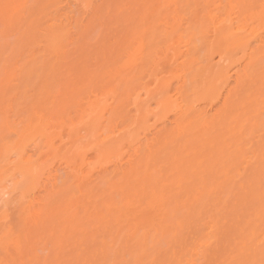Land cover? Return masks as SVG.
Masks as SVG:
<instances>
[{
	"label": "bare ground",
	"instance_id": "bare-ground-1",
	"mask_svg": "<svg viewBox=\"0 0 264 264\" xmlns=\"http://www.w3.org/2000/svg\"><path fill=\"white\" fill-rule=\"evenodd\" d=\"M60 1L66 2L69 6L71 4L83 6L85 9V20L90 16L92 18V14L98 15L99 4L101 5L102 3L103 5L104 2V0H38L39 12L38 16H36L37 19L34 21L31 20L35 14L33 7L27 10L29 13L26 19L30 21V23L28 22L29 28L25 33H22L21 38L18 40L22 45L18 43L12 52L15 53L18 48L27 45H34L33 49L35 51V48L39 49L42 47L41 44L44 43L43 48L46 53L43 55L46 58L48 57L47 60L50 56L56 59L52 60L50 64L45 59V62L42 63V60L41 67L47 68L46 66H48L49 71L46 69L39 73L36 71L38 60L36 54L30 52V61L22 69L25 72L22 80L23 91L26 93L24 94L23 102L20 100L15 103V106L18 107L27 104L26 108L29 116L27 119L19 120V123L10 121L8 112L5 109H2L3 116H0V190L3 196H9L4 204L6 206L14 195H19L20 198L17 204L24 207L23 213L26 215L24 217V221H26L24 226H30L29 224L32 223L37 229V233L33 231L36 234L32 236L33 232L31 233L33 240L30 239V236L26 235L24 237L25 232L22 234L27 241L29 239L26 244L22 240L23 237H20L21 234L12 233L11 229L6 230L0 238V243L3 245L6 254V248L10 247L19 250V258H33L31 257L33 248L35 246L40 247L45 240L49 241V238L54 239V242H56L55 244L52 241L55 244L54 247H62L63 240L66 237L68 239L69 234L74 237L76 235L73 233L78 232L82 228L77 225L74 226L72 234L69 231V229L71 230L70 226L80 220L78 218L80 214L77 216V207H84L85 215L87 212L90 213L92 208L93 212L98 211L97 208H100L96 204L91 208L89 204L93 205V203H88V200L87 205L86 203L81 205V203L76 201V197L74 199L73 195V198L71 197V199L69 198L70 201L68 200V202H71L73 199V205L63 206V195L59 196L61 190L51 181L49 183L51 184V191H55L51 201H48L47 198L42 200L34 199L32 194L36 189L47 188L46 185L41 186L43 173H48V180L52 178L51 170H47L49 168L48 163L51 160L57 157L65 159L67 169H72V176L79 180L81 172L76 169L90 164L86 152L89 149L94 150L98 153L97 159L99 161L111 160L114 157L118 159L116 173L121 174L122 179L120 180H123L126 184H123V187L128 186L130 181L127 177L130 174L131 176L133 175L132 177H137L138 174L144 173L141 181H143V178L146 182L149 180L153 181L156 185L154 187L157 188L159 180L162 178H156L158 170L156 171L155 168L151 169V167L153 168V163L155 166L166 165L165 160L167 159L163 160V158L168 155L166 156L165 153L170 152L172 149L176 150L178 147L177 154L173 153V150L168 153H173L170 157L178 173L176 180H173L169 185H162L161 183V188L152 189L149 194L147 193L150 199H148L149 201L147 200L146 206L142 211L147 213L149 210V212H154L153 215H155L151 216L152 219L149 218L150 220H147L150 221L146 223L148 224L147 229L139 231L140 225L144 224L143 219H140L141 217L136 214L135 216H130L122 213L123 217H125L122 222H128L132 231V234L130 233L131 231L129 234L131 238L134 236L132 238L133 242L131 241L133 244L130 245V241L128 242L129 234H127L128 240L126 242L123 241L124 244L120 245L121 247L119 248H115L114 244H111L114 241L108 243L103 240L100 249L95 248L96 252L94 254H92L93 252L90 253L93 256H86L83 260H97L100 257L102 261H119V258L131 250V261L133 264H160L161 261H184L185 264H188L189 261L200 260L215 262V264H233V262L247 260L259 261L261 259V251L264 249V118H261L264 115V19H262L261 14V5L264 0H164L163 9L160 10L153 3L156 2L158 4V0H142L138 4V6H141V17H139L141 21L139 20L138 22H141V24L134 27L136 31H139L137 38L133 37L134 40H132L131 36V40H129L131 42L127 43L128 45L125 48L121 47L119 51H116L113 47V50H103L100 55L101 64L95 70H92L85 62H83V66L78 63L80 60H84L82 59L83 55L79 57V60L75 58V60H78V62L76 61L77 63L74 59L68 61L69 56H67L65 44H68L69 32L63 26V22L55 23V19H51L43 30L41 28V30H37L38 27L35 29L34 22L44 16L49 9L58 10ZM5 3L20 5L21 0H15L12 3L0 0V20L4 23L2 5ZM187 10H189L188 13H186ZM14 18L9 24L14 21ZM185 20L187 22L184 26L183 22ZM87 26L84 25V22L82 23L83 29H86ZM135 29L132 28L131 32ZM38 31L43 35L40 40H37L40 35L39 33L37 36ZM122 31L125 32L126 30ZM126 33H129V35L126 34L125 37H129L130 31ZM133 35L135 36L136 33H133ZM197 41L201 42V46L197 44ZM122 43H125V41ZM81 48L83 49L82 46ZM81 48L77 51L80 52ZM82 54L84 53L82 52ZM62 55H66L67 58ZM61 57L66 58L64 62L70 63V65L67 64L68 67L63 64L65 69L69 70L71 66V70L75 72L74 78V75L70 73L71 70H66L69 75H72V80L68 78L69 75L67 76V73H61L66 75L67 79L65 77V79H62L61 77L63 76L59 74L60 71L64 70L62 67V70H60L62 63L58 60H63ZM180 60L182 61L180 62ZM161 61L166 62L165 64L168 67L166 73L171 74L169 77H176V87H172L171 81L165 74L159 77L161 75L160 70L163 69ZM31 63H34V65L28 67ZM59 63L60 66L57 67ZM8 66L6 62H3L2 67L5 71ZM58 69L59 72L57 74L61 77L60 79L57 78L59 79L57 82L56 78H54V82L51 79V74L55 75L54 72L56 73ZM178 71H181L182 74H177ZM57 74L56 77H58ZM35 77L39 81L41 80L42 85L37 88L39 89L38 94L33 95L29 91V86L32 83L31 80L33 81ZM48 79L52 81H48ZM52 82L54 83L51 84ZM8 83L4 89L2 87L3 90L1 91L2 94L0 92V96L6 97L7 93L5 91L8 90ZM153 85L155 86L153 87ZM50 87H56V90L54 89L53 92ZM85 95H87V98H84ZM51 96L53 97L51 99L52 102H50L52 104L51 108H46L47 111L40 109L43 100L48 99L50 101L49 98ZM30 97L32 98L27 102ZM109 98H113L115 102L110 120L105 119L102 115ZM153 104H157L155 110L152 109ZM202 105L210 106L209 110H207L208 108H203ZM128 106H132L133 109L128 110ZM72 107L76 109L77 120H74L68 114L69 109ZM120 115L121 119H119ZM153 117L162 121L161 123L166 127L170 117H174L170 123L175 126L176 137L180 140H177L174 137L175 135L173 136L175 138L173 140L177 143L176 148L173 147L175 144L170 142L171 139L167 140L169 145L166 148H173L168 151L169 149L167 150L163 147L162 151L166 149L168 152L165 150L162 154L160 149L158 151L160 153L159 156H164L163 158L161 157L162 159L159 158L161 160L157 158L159 162L155 161L158 156L154 157V152L149 149L156 140L150 134L152 132L151 129L147 133L150 127L149 122ZM19 118L17 117V119ZM105 122H108L107 125H104ZM120 123L123 124L122 128H119ZM21 126L22 129H20ZM199 127L206 131L210 130L209 132L211 133L207 140L204 139L205 132L203 130L198 129L197 133H193ZM247 127H250L249 129L251 130L248 137L252 138V135H255L256 132L260 133L257 142L253 143L249 140V143H246L243 140V137L246 136L245 130ZM220 128L223 131H218ZM65 129L69 130V142L72 145L63 154L58 155L59 150L56 142L61 139L62 131ZM83 130H85L86 135H82L81 132ZM107 130H111L112 136L105 137ZM141 131L145 133L146 148L150 150L147 154L148 158L144 162L137 161L138 152L134 151L135 147L141 143ZM198 131L204 133L198 135ZM36 136L44 140L46 151L43 152V155L45 159L41 158L42 156L34 159L27 154L26 146ZM175 142L173 141V143ZM165 145L167 144L165 143ZM124 147L133 153L131 158L122 163L120 152ZM182 151H192L188 156L194 157L192 159H188V156L186 157L187 159L183 158L181 157ZM250 151L252 155L247 160L246 156L249 157L247 154ZM170 157L168 161H170ZM79 160L81 161L80 164H78ZM160 161L162 164H158ZM169 163L167 162V164ZM160 166L157 168L161 169L162 167ZM201 169H203L202 174L204 177L199 176ZM151 170L155 172L153 171V174H150L152 173ZM161 170L162 175L164 171ZM137 172L139 173L137 174ZM167 172L169 173L168 170ZM204 172L208 175L210 174L211 177H215L212 175H216V177L218 175L219 179L215 180L213 178L215 181L211 179L212 183L209 182L210 184L208 185ZM232 173H237V177L231 178ZM190 174L195 175L197 178L200 177V182L194 186L192 185V187L189 185L190 182H186ZM138 177L140 178V176ZM243 178L247 181H244ZM130 180H132L131 177ZM138 181L140 182V180ZM142 183L137 184L136 181V188L138 185L142 187L140 190L133 188L131 192L135 194L134 198L127 193L131 190V184L134 185L135 183H130L128 186L129 191H126L125 188V192L124 188H120L122 183H120L119 187H117L119 184H114L118 190H123L122 193L127 192L126 194L129 196L123 194L124 197L131 198L130 200L125 199L128 201L126 206L130 211L131 209L132 211L136 209L135 205H138L139 201L136 199H139L141 194L143 195L145 192L144 195L147 196L148 188L146 189V185L143 186ZM187 184L190 186V190L186 191L187 196L183 202H174L168 198L166 199V190L168 188L171 187L172 190V187H176L175 190L178 189L180 191L183 188H187L185 187L188 186ZM80 186L78 185L79 188ZM228 186L232 187L229 188ZM117 188L115 190L118 192ZM226 190L229 191L225 192ZM222 192L223 194L227 193V195L222 202V208L218 209L216 207L220 204L214 203L216 200L213 203L211 202L213 198H219L217 195ZM122 193L119 194L122 196ZM232 199L235 200L234 202L232 201L233 203H231ZM111 200H114V198ZM75 201L79 204L78 206L77 203L75 205ZM168 201L171 203L169 204ZM189 202H191V205ZM228 202L233 204L231 210L228 207ZM104 204L105 207L102 209H106L107 214L108 211L111 214L112 205L109 204H113V202ZM187 205L189 207L193 206V208L190 207V210H186L188 208ZM117 206L116 208L118 209L120 206ZM126 206L124 205L127 209ZM212 206L216 208L217 213H215L214 209L213 212L220 219H217L210 211V217L213 218L211 219L212 222L208 223L207 233L202 235L205 231L203 233L201 231L202 234H200L199 229H195V231L191 229L186 235L184 232L188 228L186 220L192 216L191 220L193 221L194 219L193 223L200 222L206 211L210 210ZM94 207H96L95 210ZM124 207L121 206V208ZM226 207L229 210L228 212L225 211L227 214H224L226 215H223L222 211ZM102 209L99 211H102ZM181 209L185 210L184 214H187V219H184L185 216H181L183 217L182 219L172 221V218L176 217L177 211H182ZM170 212H176L173 216L170 214L172 216L171 220L168 219ZM220 212H222V217L219 215ZM107 214L105 215L108 216ZM102 215H104V212L100 214V218ZM1 216L7 219L6 212L1 213ZM87 216L89 215L87 214ZM116 216V219L113 218L115 223L121 224V214L118 217ZM207 217L209 216L207 215ZM43 218H45V221ZM105 218L104 216L103 219ZM47 220H50L51 223L49 224ZM191 220L189 221V227H191ZM27 228L24 229L28 234L30 228ZM143 228L146 227L144 226ZM68 231L69 234L67 236ZM30 232L28 235H30ZM78 236L80 237V235ZM97 239L96 236L92 239L93 245L97 243ZM190 240H193L194 243H189ZM29 243H34V246L29 248ZM86 251V248L80 251L79 259L82 258ZM49 252L51 253V250ZM164 252L167 254V259L160 260L159 257ZM33 255L34 253H32ZM7 257L11 259V257ZM5 259L0 257V261ZM145 260L147 263H144ZM120 261L122 260L120 259Z\"/></svg>",
	"mask_w": 264,
	"mask_h": 264
},
{
	"label": "rangeland",
	"instance_id": "rangeland-1",
	"mask_svg": "<svg viewBox=\"0 0 264 264\" xmlns=\"http://www.w3.org/2000/svg\"><path fill=\"white\" fill-rule=\"evenodd\" d=\"M6 1H9V3H12L15 0H6ZM140 1H142V0H106V1L104 0L103 5H102V3H101V5L99 4V9L100 10H98L99 12L97 11L99 14L98 13H97L98 15L92 14L93 15L92 18H90L91 17L90 16V17H88L87 20H85V15H84L85 9L83 8V6H78V5H74V4H71L69 6V5L66 4V2L60 1L58 3V7H59L58 10H56V9H49L48 11H46V13L44 14V16H41L40 15L41 17L38 19L39 21L37 20V21L34 22V24H35L34 27H35V29L38 27L37 30H39L40 28L43 30L48 25V23L51 21V19H55V23H62L63 22V26H65L66 27L65 29H67V31L69 32V37H68L69 39L67 38L68 39L67 40L68 44H65L66 45L65 47H67V49L64 47L66 49V53H68L67 56H69L68 61L74 59L75 62L76 61L78 62L79 57L83 55L82 59H84V60H80L78 63L83 66L84 65L83 62H85L92 70L93 69L95 70L101 64V57H100V55H101V52L103 50H109V49L113 50V49H116V51H119L121 47H124L125 48L129 44V42H131L129 40H131V39L134 40L133 37L137 38L139 31H136V29L134 27H136L137 25L141 24V22H138L139 20L141 21V18H139V17H141L140 16L141 15V11H140V7L141 6H138V4L141 3ZM164 2H165L164 0H160V1L158 0L157 1L158 4H156V2H153V3L156 5V8L157 9L159 8V10H160V9H163L162 7H163V3ZM20 5H22L23 7L20 8L19 10H17L16 16L14 18V21L11 24H8V26L6 27L5 23L2 20H0V82L2 81V83L0 84V92L4 89L5 85L7 86V83L10 80V82L8 83L9 84V87H8V90L9 91L7 89L6 90L8 92L5 91L7 93L6 97H4V96L2 97V95L0 96V98H1V100H0V104H1L0 105V116L1 117L3 116L2 109L3 110L5 109L8 112L10 121H17V123H19L18 121L21 120V119H27V117L29 116V114H27V108H26V105L27 104L26 105L24 104V105H21L20 107H18V106H15V103L19 102L20 100L23 102V99H24L23 97H24V94L26 93V92L24 93V91H23L24 90V85L22 84V80L24 79L23 78V75H24L25 72H23L22 69L26 66V63L30 61V58H29V55H31L30 52L31 53L34 52L36 54V57L38 59L37 60V66H36L37 69H36V71L39 72V73L43 72L46 69H48L47 71H49V67L48 66H46L47 68L41 67V64L42 63H44L45 61L48 63V61H49V64H50L52 60L54 61L56 59L55 57L53 58V56H50L49 59L47 60L48 57L46 58L43 55V54L46 53L44 51V48H43L44 43L41 44L42 47H40L39 49L35 48V51L33 49L34 48V45L33 46H28L27 45V46L18 48L17 51L15 50L16 51L15 53L12 52V50L16 47V45H18V43H19L18 40L21 38L22 33H25L27 31V29L29 28L28 25H29L30 21H28L26 19L27 16H28V13H29L27 10L29 8H32V7L34 9V13L35 14L31 18L32 21H34V20L37 19L36 16H38L37 14L39 12L38 11V9H39V7H38L39 6L38 5V0H21V4ZM157 6H159V7H157ZM154 10H155V8H154ZM188 11L189 10H187L186 13H188ZM40 21H41V23H40ZM83 22H84V25L85 26L88 25L86 27V29H83L82 28V23ZM137 22H138V24H137ZM186 22H187L186 20L183 22L184 26L186 25ZM37 23H38V25H36ZM132 28L135 29L134 31H136V32H134V31L131 32ZM121 29L122 30H126V31L124 32ZM127 29H130V30H127ZM129 31H130V36L129 37H127V36L125 37L126 34L129 35V33H126V32H129ZM39 33L40 32L38 31L37 36L39 35ZM133 33L134 34L136 33V35L134 36ZM42 36L43 35L40 33V35L38 36L39 39H37V40H40L41 39L40 37H42ZM130 37H131V39H130ZM123 38H125V39H123ZM121 39L123 41H125V43H122L123 41ZM19 44L22 45L21 42ZM197 44L199 46H201V42L200 41H197ZM81 46L83 47V49L81 48ZM79 47L81 48V51L80 52L77 51V50L80 49ZM112 47H113V49H112ZM19 49H21V50L19 51ZM36 49H37L38 53H37ZM65 49H64V51H65ZM82 50H84V51H82ZM3 51H4V53H3ZM75 52H77V53H75ZM82 52L84 54H82ZM202 53H203V50H202ZM37 55L40 56V57H38ZM62 56L66 57V55H62ZM64 57H61V58H63V60L61 58H60L61 60H58V61H61V63H62L61 66H60V63L57 66V67L60 66V70H62V68H64V70H62V72L60 71V73H59L63 77H61V76H59L57 74V72H59V69H58L56 71V73L54 72L55 75L51 74L52 77L50 75L51 79L54 82H55V79L54 78H56V82H57V80H59L60 77L62 79H65V78L67 79V76L69 75V72L68 71L71 70V66H70L69 70L67 68L65 69V67H68L67 64L70 65V63L64 62L65 59L67 58V57L66 58H64ZM50 58H51V60H50ZM75 58H78V60L77 59L75 60ZM44 59H45V61H44ZM41 61H42V63H41ZM181 61L182 60H180V62ZM3 62H6V64L9 65L8 68L6 69V71L2 67ZM71 63H72V61H71ZM160 63L162 64V66H163L162 68L163 69L160 70V74L161 75L159 77H162L163 74H165L168 77V79L171 81L172 87L173 88L176 87V85H177V81H176L177 79H176V77L170 78L169 76L171 74L170 73H168V74L166 73L167 70H168V67L165 64L166 62L161 61ZM63 64H64L65 67L63 66ZM72 64H74V63H72ZM32 65H34V63H31L28 67H31ZM66 70H68V71H66ZM50 73H53V72H50ZM61 73H65V74L67 73L66 74L67 76L64 75V74H61ZM70 73L73 74L74 75L73 77L75 78V74H74L75 72H73V70H71ZM56 74L58 75V77H56ZM71 74L68 76V78L72 80L73 77H72ZM177 74H182V72L181 71H178ZM57 78H59V79H57ZM51 79L50 80L48 79V81H52ZM31 82L32 83H30L29 91H31V94H33V95L35 94L36 95V94H38L37 92L39 91V89H37V88H39L42 85V82H41V80L39 81L38 79H36V77L33 79V81L31 80ZM54 82H52L51 84H53ZM154 86L155 85H153V87ZM2 87H3V89H2ZM54 89L56 90V87L55 88H53V87L51 88L52 91ZM96 90L99 91L98 89H96ZM97 93H99V92H97ZM1 94H2V92H1ZM2 98H3V100H2ZM31 98L32 97L28 98L27 99L28 100L27 102H29V99H31ZM84 98H87V95H85ZM49 99H50V101L48 99H45V101L43 100V103L40 106V109L47 111V109L51 108L52 104L50 102H52L51 99H53V97L51 96ZM2 102H3V104H2ZM43 104H44V106H43ZM28 105H31V104H28ZM114 107H115V102H114L113 98H109L108 99V102H107V106H106V108H105V110H104V112L102 114L105 117V119L110 120V118L112 117V111H113ZM156 107H157V104H153L152 105V109L155 110ZM202 107L203 108L204 107L205 108H208L207 110H209V108H210V106H205V105H202ZM127 109L130 110V109H133V107L132 106H130V107L128 106ZM68 114H70V116L73 117L74 120H77V112H76V109H74V107H72L71 109H69V113ZM263 116L261 118H264ZM17 117H20V118L17 119ZM173 118L174 117H170V119H169L170 121H168L167 124H166L167 127L165 125H163L161 123L162 121H159L156 117L151 118V120L149 122V126L150 127L148 128L147 133L151 129L152 132H150V134L153 135V137L156 138L154 144L149 148L151 151L154 152L153 153L154 154V157L155 156H158V157H156V160L155 161H157V158H158V160H161L163 158L164 155H160L159 156V154L160 153L162 154V152L164 153L166 149L167 150L169 149L168 151H170L173 147L176 148V144L177 143L175 142V140H173V138L176 137V133L177 132H175V126L170 123ZM119 119H121V115H120V118ZM0 121H1V118H0ZM107 123L108 122H105L104 125H107ZM122 127H123V124L120 123L119 124V128H122ZM249 128L250 127H247L246 128V130H245L246 131V133H245L246 136L243 137V140L246 143H249V140H251L253 143H255V142L258 141V137L260 136L259 135L260 133L256 132L255 135H252V138L251 137H248L249 136L248 134L251 132V130ZM20 129H22V126L20 127ZM198 129L203 130L205 132L204 133V132H201V131L199 132L198 131V135L200 133H202V134L204 133L205 134L204 135L205 137L208 136L206 138L204 137V139L207 140L209 138V134L211 133V132H209L210 130L209 131L207 130L209 132L208 133L205 129H202L201 127H199V128H196L195 129L196 132H193V133H197V130ZM218 131H223V130H222V128H220ZM141 132H142L141 133V136H140L141 143L139 145H137L135 147V149H134V151L136 150L138 152V155L136 156V159H137L138 162H141V161L144 162V161H146V159L148 158L147 157L148 151H150L148 148H146V144H145V141L146 140H145V137H144L145 136L144 135L145 133L143 131H141ZM81 133H82V135H86L85 130H83ZM150 134H148L149 137H151ZM108 136H112L111 130H107L106 131L105 137H108ZM227 138H228V136H227ZM169 139H171L170 142H172V144H175V145H173V147H171V148L170 147L169 148H166V146L169 145L168 142H167V140L169 141ZM176 139L179 140L177 137H176ZM173 141L175 143H173ZM229 141H230V139H229ZM230 142H232V141H230ZM165 143L167 145H165ZM180 144H179V148H180ZM71 145L72 144L69 142V130L68 129H65L64 131H62L61 139L56 142V146L58 147V150H59L58 155L63 154V152H65ZM163 147H165L166 149L162 151ZM159 150L161 151L160 153L158 152ZM167 150H166V152H168ZM172 150L170 152H168V153H171ZM174 150H173V153L177 154L178 147H177V149L175 151ZM26 151H27V154L28 155H31L34 159L39 158L40 156H42L41 158L45 159V157L43 155V152L46 151V149L44 148V140L41 139V137H39V136H36V137L32 138L28 142V144L26 146ZM252 151H255V150H252ZM120 153L122 155V163H125L129 158L132 157V153L133 152L132 151H129L127 148L124 147V148H122V150H121ZM168 153H165V155L166 156L168 155V156L165 157V158H163V160L167 159V160H165L166 165L165 164H163L165 166L158 165V166L162 167L161 168L162 170L159 169V168H157L158 166H155L154 163H153V168L151 167V169H154L155 168L156 171L158 170L157 171L158 173H156L157 174V177L156 178H159V179H160V177L162 178V179L159 180V186L157 188H155L156 185L154 184L153 181L152 182L150 180L148 181L152 185H150L148 182L144 181V178H143V181H141L142 180L141 177H143L144 173L143 174L140 173L142 175L141 176V175L138 174L139 172H137L138 175L136 174L137 177L134 176V177L138 178V179L135 178L136 180L134 179V177H132L133 175L131 176V174H130V176H129L128 174H126V175L129 176V177H127V178H129V181H130L129 184L130 183H133V184L135 183L136 184V181H137V184H141L142 182H144V183H142V185L143 186L146 185V189L148 188L146 194L147 193L149 194L150 191H152V189H159V188H161L162 185H167V184L169 185V184H171L172 181L173 180H176V177H178V173L175 170L174 163H172V158L170 157V155H173V153L172 154H168ZM190 153H192V151H184V152L182 151L181 157H183V158L185 157L186 158L188 156V154H190ZM86 155H87V158H88V162L90 164L89 165H83L81 168L76 169V170H80V172H81V174H80L81 177H80L79 180L75 179L72 176L73 175L71 173L72 172V169H70V168L67 169V164L65 163V159H60L61 157H57V158L51 160L48 163V165H49L48 167L49 168H47V170H49V171L51 170V172H52L51 173L52 178L50 180H48L47 179L48 178V173H43L44 174L43 175V183L41 185V186L46 185L47 188L44 189L43 187L40 186L41 188L36 189L33 192L32 196H34V199L42 200L44 198H47L48 201H51V199H52V197H53V195L55 193V191L54 192L51 191V184H49L50 181H51L52 183H55L56 184V186L58 187V189L61 190L59 196L63 195V198H62V201L64 202L63 203V206H66L68 204L69 205L70 204L73 205V202H74L73 199L71 201L72 203L71 202H68L69 198L71 199V197L73 195L74 199L76 197V201L79 202V203H81V205H84L85 203L87 205L89 202H91V203H93V205L92 204H89V206H91V208L95 204H96V206H98L100 208H97L98 211H94V212L92 211L93 208H92V210L90 209V211L92 213L91 212L90 213L87 212V214L89 215V216H87V214L86 215L84 214L85 213L84 207L78 206L79 204L75 201V205L77 203V206H78V207L76 206L78 208L77 216H79L78 214H80V216L78 217L80 220L78 221V223L72 224L70 226L71 230L69 229V231L72 234V232L74 230V226L79 225L78 226L79 228L82 227V228H80L78 230V232L73 233L76 236L73 237V235H70L69 234V231H68V233H67V236L69 234L68 239L66 237L65 239H67V240H65V239L63 240V246L62 247H59V246H55L54 247V245L56 244V242H54V239L49 238L48 239L49 241L45 240L44 241V244L42 243L41 246L40 245H37V246H40V247H36L35 246L33 248V250L31 249L33 251L32 253H34L33 256H32V253H31V257H33L35 259H39L41 261H44V260H56V259H61V260H83L84 257H86V256L87 257L88 256L89 257H92L93 255H90V253L93 252L92 254H94L96 252V249H100V247L102 246V243L101 242L103 240L107 241L108 243H111L112 241H114L116 243L112 242L111 244H114L115 248H119V247H121L120 245H123L124 242H126L128 240V235L127 234H129V232L131 231V228H130V225L128 224V222H122V220H125V217H123L125 214L126 215L129 214L130 216L131 215H134L135 216V214H136L138 217H141L140 219H143L142 221H143L144 224H141L140 225L141 227H139L140 228L139 231H142V230L145 231L147 229V227H148L147 225L148 224H146V223L150 222V221H147V220L149 218H151V216L154 213V212L151 211L152 212V214H151V212H149V210L147 211V213L144 212V211H142V210H144V208L146 206L147 200L150 199L148 197V194L146 196V195H144V193H145L144 192L143 195L141 194L142 196L140 195V198L138 197L139 199H136L137 201L138 200L139 201H138V205H135L136 206L135 207L136 209H133V211H132V209H131V211L128 210V207L126 206V203L128 201L125 200L126 198L130 200L131 199L130 197L134 198L135 194L132 193L131 191L133 190V188L140 190L142 186L139 187V185H138V187L136 188L137 184L136 185L135 184L134 185L131 184L132 187L131 186H130L131 188L129 187L131 189L130 191L128 190L129 184H128V186L123 187L124 186L123 184H125V182L123 180H120V179H122L121 178L122 177L121 174H119V173L117 174L116 173V168H117L116 165L118 163L117 162L118 161L117 158L114 157L111 160H101V161H99L97 159L98 153L95 152L94 150H90V149L86 152ZM183 155H185V156H183ZM247 155L249 157L246 156V159L249 160L250 157H251L250 155H252L251 154V151L248 152ZM169 157H170V161H168L169 160L168 159ZM193 157L194 156H191L190 155V157L188 156V159H192ZM159 158H161V159H159ZM157 162H159V161H157ZM157 162H155V163H157ZM165 162L163 161V163H165ZM167 162L168 163L170 162V163L167 164ZM80 163H81V161L79 160L78 164H80ZM158 164H162V162L160 161V163H158ZM75 167H76V164H75ZM170 168H171V170H170ZM160 170L161 171H164L166 175L164 174V172H162L163 174L161 175ZM167 170L169 171V173L167 172ZM151 171H152V173H150V174H153V171L154 170H151ZM173 171H175V172H173ZM202 171H203V169H201L200 172H199V174H200L199 176L200 177H204L203 174H202L203 173ZM204 173H205V179H206L208 185L210 184L209 182L212 181L211 179H213V178L215 180L216 179H219L218 178V175H217V177H216V175H212V176H215V177H211L210 174H209L210 175L209 176L208 174H206V172H204ZM154 175H155V173H154ZM236 175H237V173H232V175L230 177L231 178H235V177H237ZM138 176H140V178ZM130 177L132 178V180H130ZM200 177H198L199 178L198 179L195 175L193 176V174H190V177H189L188 180L186 179V182L187 181L190 182L189 185L192 187V185L194 186L195 184H197L198 182H200L199 181L200 180ZM246 178H247V176H246ZM243 179H244V181H247L248 180V178H247V180L245 178H243ZM138 180H140V182ZM192 181H193V183H192ZM221 181H223V180H221ZM145 182H146V184H145ZM120 183H122L121 186H120ZM161 183H162V185H160ZM163 183H166V184H163ZM114 184L115 185L119 184L117 187L120 186V188L122 187L121 189L124 188V192H125V188H126V191H129L128 193L127 192L126 193L129 194V195H131V196L129 198L128 197H124V195L126 196L127 194L126 193H122L123 190L120 191L121 189L118 190V188L116 186H114ZM78 185H81L80 188L78 187ZM154 185H155V187H154ZM231 185H233V184H231ZM188 186H185L187 188H183V190H180V191H178V189L175 190L176 187H172V190H171V187L168 188L166 190V199L168 198L169 200L174 201V202H176V201L183 202L186 199V196H187V192L186 191L187 190H190V186H189V188H188ZM228 187L231 188L232 186L231 187L228 186ZM116 188H117L118 192L115 190ZM228 191L229 190H226L225 192H228ZM119 193L120 194L122 193V196ZM129 195H127V196H129ZM226 195H227V193H224L223 194V192L221 194H218L217 196L220 199L219 198H213V200H212V198H211V200H212L211 203H213L216 200L214 203L220 204L216 208H218V209L222 208V205H223L222 202L225 200ZM184 196H185V198H184ZM123 197H124V199H123ZM8 198H9V196H7V195H4L3 196L2 193H1V190H0V214L3 213V212H6V215H7V219L5 217H2V216L0 217V238L3 236L4 232L6 230H8V229H11L12 230V233H14L16 235L21 234L20 237H23L22 234H24V232L26 233L24 237H26V235L28 237L29 236L31 237V233L33 231L35 232L37 229H36V227L32 223L29 224L30 226H24V224L26 222V221H24V217L26 215H24V213H23V210H24L23 208L24 207H22V206H20V205L17 204L18 199L20 198L19 195H14L13 198L11 200H9L7 202V205L5 206L4 202ZM113 198H114V200H111ZM141 198L143 199V201H142ZM87 200H88V203H87ZM232 201L234 202L235 200L232 199L231 200V203H233ZM110 202H113V204H109ZM104 203L109 204V205H112L111 206L112 210L110 211L111 214H109V211H108V214H107V210L106 209H102V208L105 207L104 206L105 205ZM168 203L170 204L171 202L168 201ZM189 203L191 205V202H189ZM117 204H118V206H117ZM227 204H228V207L231 210L233 204H230V202H228ZM99 205H103V206H99ZM115 205L117 207H119V206L120 207L117 209ZM124 205L127 207V209L124 207ZM121 206H123L124 208H121ZM190 207L193 208V206H190ZM190 207L188 206V208H186V210H188ZM216 208H214L212 206L210 208V210H207L208 213L206 211V214H204L205 217L203 216L204 218L202 217L201 221L200 222H196V223L195 222L193 223L194 219H193V221L191 220L192 216H191V218H188L189 220L187 219V217H186L187 214L186 213L184 214L185 210L183 211V209H181L182 211H179V212L177 211V213L175 212L176 213V217L174 219L172 218V216L175 213H171L170 212L169 213V216H168V219L171 220V218H172V221H176L178 219L179 220L182 219L183 217H181V216H185L184 219L185 218L187 219L186 220V225L188 224L187 225L188 228H186L187 230L186 229L184 230L185 234L186 233L188 234V231H191V229H192V231H195V229H199L200 234H202L203 231H205L202 234V235H204L205 233H207L206 231H207V228L209 226L208 223L212 222L211 219L213 217H210V214L212 213V214L215 215V213H217ZM95 209H96V207H94V210ZM101 209H102V211H99ZM213 209L215 210V213L213 212ZM119 210H121L122 212L119 211ZM228 210L229 209H227V207H226L222 211L223 212V215H226L227 214L226 212H228ZM129 211L132 212V213H130ZM210 211H211V213H210ZM95 212H97V213L95 214ZM103 212H104V215H102L101 218H100V214L101 213L103 214ZM182 212H183V214H182ZM222 212H220V214H219V215H221V217H222V214H221ZM122 213L123 214L125 213V214L122 215ZM224 213H226V214H224ZM105 214H107L108 216H106ZM120 214H121V218H122V219H120V221L122 223L119 224V223L116 222L117 223L116 224L115 223V220H114V219H116L115 218V215H117L116 217H118V215H120ZM83 215H85V216L83 217ZM207 215L209 217H207ZM104 216L106 217L105 219H103ZM153 216H155V215H153ZM211 216H213V215H211ZM216 217H217V219L219 218L218 215ZM43 219L45 221V218H43ZM101 219H103V221H101ZM50 220H47L49 224L51 223ZM95 220H97V222H95ZM190 220L192 222L191 223V227H189L190 226V223H189ZM98 222H99V225H98ZM81 223H82V225H81ZM107 225H110L111 227L110 226H107ZM144 226L146 228H143ZM170 227H172V226H170ZM24 228L25 229L26 228L27 229L30 228V230H29V232L31 231L30 232V235H28L29 232L27 234V231ZM112 229L115 230V231H113ZM109 230H111V231H109ZM170 230H171V228H170ZM21 231H22V233H21ZM201 231H202V233H201ZM34 232L32 233V236H33V234H36L37 233V231H36V233H34ZM81 232H82V234H81ZM113 232H114V234H113ZM169 232H172V231H169ZM117 233H119V234H117ZM130 233L132 234V231ZM83 234H86V235H83ZM78 235H80V237ZM103 235H105V236H103ZM95 236H96V239L97 238L98 239L96 241L97 243L93 245L92 244V239ZM24 237L22 238V240L26 244V242H28L29 239L27 241L26 238H24ZM84 237H86V239H84ZM111 237H112V239H111ZM129 237L130 238H129L128 242L130 241V245H132L133 244L132 243L133 242L132 238H134V236L131 238V236L129 234ZM32 238L33 237H31L30 239H32ZM124 238H126V239L124 240ZM52 241L55 244H53ZM80 242L81 243L84 242V243L81 244ZM190 242H193V240H190L189 243ZM30 243H29V248L34 246V243H32V244H30ZM46 243H48V244L46 245ZM50 243H52V244H50ZM69 243H70V245H69ZM72 245H73V247H72ZM192 245H194V244H192ZM190 246H191V244H190ZM83 248H86L87 251H86V253H84V255L82 256V258L79 259L78 255H79L80 251ZM50 250H51V253L49 252ZM87 252H89V253L87 254ZM129 252H130V254H129ZM129 252H127V254L125 253L124 256H122V257L125 260L126 264H133V262L131 261L132 260L131 259V252L132 251L129 250ZM54 254H56V255H54ZM7 256L8 255L6 254L3 245L0 243V257L3 258V259H5V258H8ZM72 257H73V259H72ZM122 257L119 258V261L121 259L124 262V260L122 259ZM159 259L160 260L161 259H167V254H165V252L162 253V256H160ZM97 260H101L102 261V258L99 257V258H97ZM144 263H147L146 260L144 261Z\"/></svg>",
	"mask_w": 264,
	"mask_h": 264
},
{
	"label": "snow or ice",
	"instance_id": "snow-or-ice-1",
	"mask_svg": "<svg viewBox=\"0 0 264 264\" xmlns=\"http://www.w3.org/2000/svg\"><path fill=\"white\" fill-rule=\"evenodd\" d=\"M22 5L18 4H8L5 3L2 5L3 8V17L5 21L6 27L8 26L9 22L14 18L16 15L17 10L22 8ZM261 14L262 19H264V3L261 5ZM7 255L11 257V259H5L0 261V264H125L123 261H101V260H44L41 261L35 258L23 259L19 258L20 252L18 249L8 248L6 249ZM160 264H185L184 261L179 262H169V261H161ZM188 264H215V262L207 261V260H200V261H189ZM233 264H264V249L261 251V259L259 261L255 260H247V261H239L233 262Z\"/></svg>",
	"mask_w": 264,
	"mask_h": 264
}]
</instances>
